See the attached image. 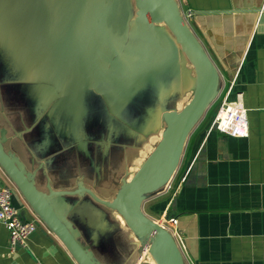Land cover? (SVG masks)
Wrapping results in <instances>:
<instances>
[{
	"label": "crops",
	"instance_id": "0c3cea01",
	"mask_svg": "<svg viewBox=\"0 0 264 264\" xmlns=\"http://www.w3.org/2000/svg\"><path fill=\"white\" fill-rule=\"evenodd\" d=\"M22 1L24 6L17 8L20 14L12 19L13 25L7 23L13 30V36L34 51L31 52L32 60H57L51 48L44 50L46 18L43 10L33 0H16L15 4ZM174 2L181 15L187 17L189 29L218 73L214 101L220 103L234 79V91L241 93L246 110L248 137L241 139L216 131L208 132L212 114L204 127H199L188 137L168 189L149 195L146 201L150 204L157 200L151 203L154 204L151 207L153 212L158 215L157 220L164 214L177 220L180 264H264V0ZM113 6V3L107 2L99 20L104 23L103 29L98 27L101 40L99 52L88 67H79L74 81L70 80L69 68L59 70L54 62L57 73L52 70L50 75L42 76L36 69L30 68L28 80H14L7 84L13 101L18 98L13 93V88L17 86L34 101L27 104L32 111L34 108L43 109L42 113L35 115L41 123L38 132L31 133L33 126H23L20 120L17 124L21 127L14 125L13 128L11 122L2 116L0 97V115L3 118L0 117L1 146L4 152L40 194L52 197L49 204L59 219L61 216L66 218L78 231V236L92 240L89 255L96 260L104 258L106 251L119 254L113 244L114 232L119 229L116 227L113 230V219L107 223L111 219L106 217L107 213L95 211V205L99 203L91 197V202L84 200L83 190L88 187L94 194L99 183L95 181L98 168L95 163L89 165L93 181L85 175L86 138H80L82 133L79 130L76 133L75 127L68 125L72 120L80 123L81 115L52 117L54 121L57 119L60 131L49 132L45 128L50 121L48 112L54 109L59 99L46 98L40 103V96L46 95L37 88H45V85L38 84L50 83L51 78L61 76L66 87L65 94H77L78 99L92 92L95 97L101 98L103 110L107 112L105 115L111 120L118 96L125 100L130 96L124 82L116 77L121 76L124 81L128 77L132 84L144 85L150 83L155 75L176 77L184 71L193 77L195 85L194 69L167 27L163 24L141 25L134 21V0L129 17L127 13L123 16L114 6L121 21V48L113 52ZM109 12L110 16L105 18ZM62 36L68 44L69 37L65 31ZM121 50L126 54L116 62L120 69H113V58H109ZM62 58L65 61L70 59L68 53H62ZM113 70L116 72L114 75ZM140 88L136 93L142 90ZM62 129L71 135L73 144L66 143L67 137L63 136L65 132ZM61 132L62 135H59ZM39 133H43L42 136ZM71 155L75 156V163L69 160ZM71 158L73 160V156ZM0 180L6 183L1 172ZM75 191L79 194L64 195ZM14 195L26 211V221L33 220L35 217L21 195L18 192ZM110 214L113 216V212ZM153 216L148 217L154 220ZM120 232L125 236L126 231L121 229ZM128 234V239L133 240L131 231ZM130 243L134 244L133 241ZM8 247V231L0 224V264H78L44 224H37L25 247H16L13 253ZM84 247L89 249L87 245ZM138 258L132 264H136ZM139 264H143V260Z\"/></svg>",
	"mask_w": 264,
	"mask_h": 264
},
{
	"label": "rangeland",
	"instance_id": "374dc122",
	"mask_svg": "<svg viewBox=\"0 0 264 264\" xmlns=\"http://www.w3.org/2000/svg\"><path fill=\"white\" fill-rule=\"evenodd\" d=\"M33 1L41 7L42 13L46 18L44 38L46 48L44 50L51 48L50 51L54 52L57 60H32L31 52L34 51L19 43L16 37L13 36V30L6 22L8 12L0 9V97L2 101V116L5 117L6 121H10L11 126L14 128V125L15 127H21L17 124V121L20 120L24 124L23 126H33L31 133L35 134V132L39 131V127H41V123H38L40 118L35 116V109L32 111L27 103L21 99L15 98L13 101L11 99V92H8L9 88H7V84L14 80H28L30 68L36 69L42 76L50 75L49 72H52V70H54V73H57L54 62L58 64L59 70L69 68L70 80L74 81L79 67H88L89 63L93 61L96 52L100 50L101 40L98 34V27L101 26V21L99 20L102 19L107 2L113 3L123 16H127V13L128 17L134 7L133 0H85V6L80 10L67 12V5L64 0ZM93 10H95V13ZM91 15H93L92 19ZM183 19L188 25L187 17L183 16ZM63 31L69 37L68 44L64 42ZM129 44H131V41H129ZM129 44H127L126 49L129 48ZM65 45L67 46L66 49ZM178 47L180 46L178 45ZM62 53L64 55L68 53L70 59L65 61L62 58ZM125 54L126 52L121 50L109 58V60L113 58V69L116 67L120 69L116 65V62L119 61L118 59L121 56L124 58ZM58 74L61 75V72H58ZM114 74L116 72L113 70ZM116 78L119 81L122 80V83L124 82L126 90L130 91L131 97L128 96L127 98L129 99L125 100L126 98L118 96L117 104L113 106V120L105 115L107 112L103 110L101 98L95 97L92 92L85 93L78 99L77 94L71 93V96L65 94L66 87L62 84L61 76L51 78L49 80L51 84L39 83L38 85L40 86L45 85V88H37L46 95L40 96V103L46 98L59 99L54 109L48 112L50 114V121L47 126L45 125V128L49 132L54 131V133H57L60 131L57 119L54 121L52 117H74L81 115L80 123L77 120H72L68 125L74 126L76 133L78 130L82 133L80 138H86L88 152L84 159L85 175L91 178L90 181H93L92 170H89V165L95 163L98 167L95 181L99 183V186L94 189L95 193L93 195L108 203H114L121 188L132 178L160 141L162 133L166 128L164 115L170 112H180L191 100L194 93L193 77H189L184 71L176 75V77L155 75L151 78L150 83L144 85L132 84L128 77L125 79L126 81L121 76ZM139 87L142 90L136 93ZM53 88L54 91L52 90ZM62 103L64 104L62 105ZM218 105V101L212 103L192 128L189 136L199 129V127L206 125L211 115L215 114L214 112H216ZM2 116L0 115L1 119H3ZM14 118L15 124H13ZM63 131L65 132L63 136L67 137L66 143L73 144L74 140H72L71 135H68L66 130L62 129ZM62 132L59 135H62ZM0 138V141H2L1 131ZM191 149L190 147L187 152L188 161L190 160ZM71 153L73 154V151ZM71 157H69V160L71 163H75V156L71 155ZM167 189V187H163L152 194L144 195L140 199L142 212L146 216L153 214L154 220L158 221V215L151 208L154 205L151 203H156L155 201L157 200L150 202V204L146 200L149 195H155V193ZM86 190L89 191L88 187L83 190L84 200L91 202L89 194L85 192ZM94 209L99 213H107L106 217H111L110 220H107V223L109 224L113 219V223H111V225L113 224V230L116 227L119 229L114 232L115 236H113L115 237L113 244L118 248L119 254H112L106 251L104 258L96 260L89 255V250H92L93 246L92 240L87 237L83 238L82 235L78 236V231L74 230L69 221L62 216L61 220L63 221L61 222L70 230L85 253L88 252L87 254L97 264H132L140 256L145 244L150 245L151 240L147 241V238L138 239L136 236H134L133 240L128 239L130 230L127 228L125 222H121L120 219L122 217L114 208L112 209L99 203V205H95ZM112 212L113 216L110 214ZM78 226L82 227V224ZM121 229L126 231L125 236L121 234ZM129 241H133L134 244ZM86 245L89 246V249H85L84 246ZM143 264L156 263L150 255L143 259Z\"/></svg>",
	"mask_w": 264,
	"mask_h": 264
},
{
	"label": "water",
	"instance_id": "95a60500",
	"mask_svg": "<svg viewBox=\"0 0 264 264\" xmlns=\"http://www.w3.org/2000/svg\"><path fill=\"white\" fill-rule=\"evenodd\" d=\"M134 5L136 9L134 21L137 24H163L173 35L194 69V93L180 112L164 115L166 128L160 141L132 178L121 188L114 203L98 199L88 190L85 192L94 201L114 208L127 228L138 239L153 237L150 255L156 264H180L178 247L174 239L159 222L142 212L140 199L146 194L166 187L173 178L192 128L216 98L218 73L202 45L185 23L174 0H134ZM0 168L16 186L27 208L63 243L78 264H97L85 253L70 230L51 208L49 200L52 197L40 194L30 184L17 165L4 152L1 141ZM78 194L79 191L64 193L70 196ZM11 203L17 210L20 220L26 222V211L15 195L12 196Z\"/></svg>",
	"mask_w": 264,
	"mask_h": 264
},
{
	"label": "built area",
	"instance_id": "2783aa9c",
	"mask_svg": "<svg viewBox=\"0 0 264 264\" xmlns=\"http://www.w3.org/2000/svg\"><path fill=\"white\" fill-rule=\"evenodd\" d=\"M211 131L233 138L244 139L248 137L246 110L243 107L241 93L234 91V79L230 82L216 109L208 128V132ZM0 172L6 181L3 183L0 180V224L8 231V248L13 253L16 247L26 246L27 239L35 231L37 224H43V222L33 213L35 217L33 220L26 222L20 220L17 210L11 203L12 196L18 190L1 168ZM169 185L170 182L166 187ZM166 215L164 214L157 222L172 236L178 247L177 220L171 215Z\"/></svg>",
	"mask_w": 264,
	"mask_h": 264
},
{
	"label": "bare ground",
	"instance_id": "6f19581e",
	"mask_svg": "<svg viewBox=\"0 0 264 264\" xmlns=\"http://www.w3.org/2000/svg\"><path fill=\"white\" fill-rule=\"evenodd\" d=\"M14 1V2H13ZM65 4L67 5V12L70 10L75 11V10H80L81 7L84 4V0H64ZM16 0H0V9H4L8 12V18H7V23L12 24V19L16 14H20V12L17 11V8L20 6L23 8L24 3L23 1L21 3L15 4ZM112 9V7L110 8ZM23 14V13H22ZM110 16V12L106 15L105 18H108ZM102 29L104 27V23L102 22L101 24ZM103 34V31H102ZM104 36V34H103ZM121 48V21L119 18V15L116 11V9L113 6V52L119 50ZM150 241V245H147L143 248L142 254L140 256V260L142 261L146 256H150V249L151 245L153 242V237H147V241Z\"/></svg>",
	"mask_w": 264,
	"mask_h": 264
},
{
	"label": "trees",
	"instance_id": "16d2710c",
	"mask_svg": "<svg viewBox=\"0 0 264 264\" xmlns=\"http://www.w3.org/2000/svg\"><path fill=\"white\" fill-rule=\"evenodd\" d=\"M13 89H14L13 93L16 94V96H18V99L23 100L28 105L31 102H32V104L34 103V101L27 96V93L25 90L19 89L17 86H15V88H13ZM34 109H35V115H38V114L42 113V111H43V109H41V108H34ZM39 134L42 136L43 133H39Z\"/></svg>",
	"mask_w": 264,
	"mask_h": 264
},
{
	"label": "flooded vegetation",
	"instance_id": "af4514ba",
	"mask_svg": "<svg viewBox=\"0 0 264 264\" xmlns=\"http://www.w3.org/2000/svg\"><path fill=\"white\" fill-rule=\"evenodd\" d=\"M120 220H121L122 223H124L123 219H120ZM145 246H147V244H145ZM142 251H143V249H142ZM141 254H142V252H141ZM141 254H140V256H141ZM140 256H139L138 260L136 261V264H139V263L142 262V261H139L140 260Z\"/></svg>",
	"mask_w": 264,
	"mask_h": 264
}]
</instances>
